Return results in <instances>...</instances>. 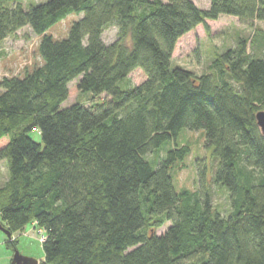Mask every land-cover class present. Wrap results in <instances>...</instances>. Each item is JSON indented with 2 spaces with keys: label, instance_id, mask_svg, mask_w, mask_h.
Returning <instances> with one entry per match:
<instances>
[{
  "label": "trees",
  "instance_id": "trees-1",
  "mask_svg": "<svg viewBox=\"0 0 264 264\" xmlns=\"http://www.w3.org/2000/svg\"><path fill=\"white\" fill-rule=\"evenodd\" d=\"M24 1L0 0V44L29 28L39 58L0 80V225L10 235L37 228L42 264H264L255 117L264 111V31L216 54L199 76L170 69L180 38L199 26L209 34L206 21L220 16L264 23V0H208L206 10L191 0ZM72 16L65 39L50 34ZM109 27L116 40L106 44ZM137 69L145 81L125 86ZM74 91L90 103L62 109ZM183 130L203 132L211 150L209 167L195 164L192 191L172 181L187 145L146 159ZM212 186L227 190V214L214 209ZM5 246L15 252L17 242Z\"/></svg>",
  "mask_w": 264,
  "mask_h": 264
},
{
  "label": "rangeland",
  "instance_id": "rangeland-1",
  "mask_svg": "<svg viewBox=\"0 0 264 264\" xmlns=\"http://www.w3.org/2000/svg\"><path fill=\"white\" fill-rule=\"evenodd\" d=\"M48 0H25L22 4L23 9L29 6L40 5ZM199 9L206 10L209 7L208 0H191ZM75 16L67 18L64 22L55 27L50 34L56 38L65 39L67 36V28L71 21H77ZM209 28V34H206L203 27L199 26L192 32L186 34L176 43L172 59L170 61V69H183L201 75L205 73L207 67L214 59L216 54L224 52L228 48L235 46L239 39L250 41L253 37L255 29L264 31V23L253 22L251 26L242 24L238 19L230 16H220L217 21H206ZM116 28L109 27L103 33L102 39L104 43L110 44L116 40ZM38 37L35 36L29 28L20 30L15 37H10L0 44V80L3 77L22 75L26 69L32 68L39 63L37 55ZM145 81V76L141 70L137 69L132 72L126 81L125 86H137ZM76 81H73L69 88L74 90ZM123 84V83H122ZM90 95L73 92L68 100H66L61 108H68L75 103L88 105ZM105 99L102 95L94 102H101ZM30 137L35 142L41 139L36 133H32ZM174 143L178 146L187 145L190 154L181 162H176L172 168V181L176 190L187 189L194 190L196 187V171L195 164L197 161H205L207 166L211 161V150L204 146L203 132H190L183 130L178 135L176 141H172L163 145L154 154L146 157L147 161L155 162L160 154L163 156L166 149L173 147ZM0 165V183L5 174V169ZM209 167V166H208ZM213 207L222 214L229 212L228 192L225 188L212 186ZM169 224L157 231V234L163 233ZM41 232L34 226H27L17 234L10 237L16 240V251L24 258L36 261L42 264L44 254L42 251ZM7 237L0 231V264H11L14 254L12 250H8L5 246Z\"/></svg>",
  "mask_w": 264,
  "mask_h": 264
},
{
  "label": "water",
  "instance_id": "water-1",
  "mask_svg": "<svg viewBox=\"0 0 264 264\" xmlns=\"http://www.w3.org/2000/svg\"><path fill=\"white\" fill-rule=\"evenodd\" d=\"M256 124L264 137V111H259L256 114ZM0 231L7 237H10L9 232L0 225ZM11 264H38L36 261L22 257L17 251L14 252Z\"/></svg>",
  "mask_w": 264,
  "mask_h": 264
},
{
  "label": "crops",
  "instance_id": "crops-1",
  "mask_svg": "<svg viewBox=\"0 0 264 264\" xmlns=\"http://www.w3.org/2000/svg\"><path fill=\"white\" fill-rule=\"evenodd\" d=\"M5 179H6V177L4 176L3 179H2V182H1V183L5 182ZM1 183H0V184H1ZM5 240H6V239H5Z\"/></svg>",
  "mask_w": 264,
  "mask_h": 264
},
{
  "label": "built area",
  "instance_id": "built-area-1",
  "mask_svg": "<svg viewBox=\"0 0 264 264\" xmlns=\"http://www.w3.org/2000/svg\"><path fill=\"white\" fill-rule=\"evenodd\" d=\"M41 239H42V240H44V237H43V235H41Z\"/></svg>",
  "mask_w": 264,
  "mask_h": 264
},
{
  "label": "bare ground",
  "instance_id": "bare-ground-1",
  "mask_svg": "<svg viewBox=\"0 0 264 264\" xmlns=\"http://www.w3.org/2000/svg\"><path fill=\"white\" fill-rule=\"evenodd\" d=\"M13 239V238H12Z\"/></svg>",
  "mask_w": 264,
  "mask_h": 264
}]
</instances>
